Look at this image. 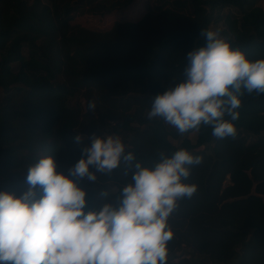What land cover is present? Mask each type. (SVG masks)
<instances>
[{
    "label": "trees",
    "instance_id": "obj_1",
    "mask_svg": "<svg viewBox=\"0 0 264 264\" xmlns=\"http://www.w3.org/2000/svg\"><path fill=\"white\" fill-rule=\"evenodd\" d=\"M135 1L0 0V191L26 192V168L44 155L69 175L106 130L149 167L183 147L202 161L185 181L197 192L169 218L168 264H264V95L241 97L235 138L218 139L209 126L181 136L147 118L152 99L182 79L186 54L204 45L201 29L222 22L234 48L264 58L261 0H156L101 30L73 21L109 17ZM131 175L122 162L111 175L97 172L94 184L73 177L86 191L85 211L105 202L101 191L114 202Z\"/></svg>",
    "mask_w": 264,
    "mask_h": 264
},
{
    "label": "clouds",
    "instance_id": "obj_2",
    "mask_svg": "<svg viewBox=\"0 0 264 264\" xmlns=\"http://www.w3.org/2000/svg\"><path fill=\"white\" fill-rule=\"evenodd\" d=\"M200 36L204 45L186 54L182 79L152 99L147 118H159L181 136L209 126L218 139L235 138L241 97L264 95V58L249 59L211 25ZM95 108L92 99L88 109ZM126 149L119 136H93L69 175L57 171L52 155L29 164L26 192L0 191V264H168L169 218L197 192L185 181L202 158L178 147L149 167ZM122 162L132 169L131 182L114 202L101 191L105 202L85 211L86 191L73 177L94 184L97 172L111 175Z\"/></svg>",
    "mask_w": 264,
    "mask_h": 264
},
{
    "label": "rangeland",
    "instance_id": "obj_3",
    "mask_svg": "<svg viewBox=\"0 0 264 264\" xmlns=\"http://www.w3.org/2000/svg\"><path fill=\"white\" fill-rule=\"evenodd\" d=\"M156 0H136L130 7L126 10L118 12L109 17H103L100 15L94 14H83V15H76L73 19L74 23H79L84 26L94 28V29H105L109 27L113 21L120 20V19H133L140 15H142L149 7H153V4ZM259 5L264 9V0L259 2ZM227 11L224 9L223 12ZM213 27L221 29L222 22L218 24H214ZM196 132H192L189 134V137L195 141L196 139ZM174 143H178V140L172 139ZM183 252L188 253V248L183 247Z\"/></svg>",
    "mask_w": 264,
    "mask_h": 264
},
{
    "label": "built area",
    "instance_id": "obj_4",
    "mask_svg": "<svg viewBox=\"0 0 264 264\" xmlns=\"http://www.w3.org/2000/svg\"><path fill=\"white\" fill-rule=\"evenodd\" d=\"M108 135L119 136V137L122 139V137H121L119 134H117V133H115V132H113V131H111V130H106V131L102 134V138H103V137H106V136H108ZM182 256H188V255H182Z\"/></svg>",
    "mask_w": 264,
    "mask_h": 264
}]
</instances>
